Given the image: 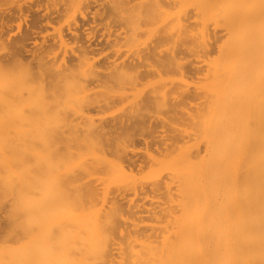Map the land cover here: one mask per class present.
<instances>
[{
  "label": "rangeland",
  "instance_id": "1",
  "mask_svg": "<svg viewBox=\"0 0 264 264\" xmlns=\"http://www.w3.org/2000/svg\"><path fill=\"white\" fill-rule=\"evenodd\" d=\"M236 82L264 170V0H0V264L199 257L212 237L174 232L175 216L213 213L199 162ZM114 210L115 228L97 225Z\"/></svg>",
  "mask_w": 264,
  "mask_h": 264
},
{
  "label": "bare ground",
  "instance_id": "2",
  "mask_svg": "<svg viewBox=\"0 0 264 264\" xmlns=\"http://www.w3.org/2000/svg\"><path fill=\"white\" fill-rule=\"evenodd\" d=\"M247 8V1H242L238 4L231 3L226 10L230 13L244 12ZM236 62V58L230 53L226 63L234 64ZM244 63L243 57L240 56L237 67L240 68L241 64L245 67ZM242 88V85L237 82L231 85L236 114L228 122L219 118L220 132L224 129L225 122L228 124V129L215 138L207 137L206 155L199 162L200 203L203 208L210 206L213 213L201 215V220L195 224L184 221L182 216H175L177 225L173 227V229L176 228L174 232L186 231L189 234L198 232L202 235L196 236L197 239L204 237L207 240L212 237V240H203L206 244L204 247L200 244L201 248L196 245L199 257L191 250L186 253L185 251L179 252V248H177L178 253H173L174 251L172 250V252L170 249L169 252L173 254L169 253L170 256L168 253L165 254L166 258L164 256L162 258V254H160L161 257L155 258L153 252H151L153 255L150 254L147 257L144 255L142 258L144 264H179L185 261L187 264H264V170L262 159L254 155L257 133L252 130L249 123L243 130V122L240 121L237 114ZM260 121L263 126L262 119ZM89 130L90 128H86L85 133H89ZM227 168L230 169L228 179ZM188 183L186 180L184 185L186 186ZM63 184L72 186V174L63 180ZM211 189H214L215 193L211 192ZM86 191L89 193L88 188ZM224 193L232 195L230 201L225 200ZM58 196L63 199L62 193H59L57 198ZM49 200L51 197L45 198V201ZM227 204L231 208L229 213L214 220L213 226L205 222L208 218L217 216L221 212V208L227 207ZM59 215V227H72V211L68 213L67 210L61 208ZM119 216V211H110L99 217L96 223L108 228H115ZM211 233L212 235H208ZM203 241L201 242L204 243Z\"/></svg>",
  "mask_w": 264,
  "mask_h": 264
}]
</instances>
